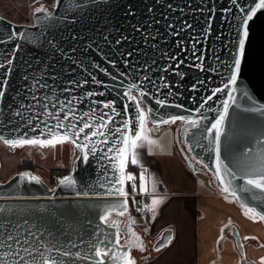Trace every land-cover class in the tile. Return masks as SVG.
<instances>
[{
	"label": "water",
	"instance_id": "water-1",
	"mask_svg": "<svg viewBox=\"0 0 264 264\" xmlns=\"http://www.w3.org/2000/svg\"><path fill=\"white\" fill-rule=\"evenodd\" d=\"M251 2L237 0V5H233L232 0H59L54 6L43 3L52 13L50 19L45 18V13H35V9L30 12L29 24H16L0 15V39L6 40L12 31L27 33L32 38V42L17 39L0 44V62L4 61L17 43L22 45L13 58V71L7 77L9 83L6 94L0 98V136L14 139L25 132L29 138L39 135L38 130L32 131L38 123L37 119H33L31 126L26 124L29 117L41 112L39 107L27 108L34 103L32 94L36 92L30 88L32 77L48 85L36 92L40 97L47 94L60 100L72 96L80 99V103L75 105L78 112L98 107L93 101L114 102L122 115L115 118L116 123L112 127L121 126L124 118L135 120L134 103L128 101L123 92L129 84L137 83L141 86L139 90L149 93L142 98L143 107L153 109L149 124L154 131L173 123L161 124L157 129L151 123L153 118H208L201 121L200 129L188 127L180 121L175 130V143L187 171L192 175L211 176L213 184L209 178L208 185L216 192L225 194L221 191L223 185L215 176L214 152L199 146L193 148L191 136L210 127L223 111L222 102L227 99L230 89L215 95L213 91L216 88L223 89L230 76L228 66L235 52L238 6H246ZM227 9H231V12ZM209 19L211 27L205 32ZM249 32L241 73L234 86L237 89L234 93L236 103L230 104L224 123L222 158L239 156L249 146L255 154L261 151L258 141L264 142V115L260 111H245L251 108L264 109V12L250 22ZM117 40L121 42L117 44ZM49 41H53L55 46L50 45ZM197 57L201 59L197 60ZM109 61H115V67ZM179 61L183 63L179 64ZM197 64H202L203 70L196 67ZM165 68L168 70L165 71ZM100 69H106L110 75ZM4 72L5 69H0V79L4 78ZM178 73H183V78ZM25 75L29 77L28 80L24 79ZM92 76L102 84L93 83ZM143 76L151 80L144 81ZM162 78L169 87H163ZM70 80H88L89 83L75 87L68 84ZM66 87L71 91L64 92ZM139 90L133 89L132 95L141 99ZM90 91L103 92L104 95L88 98L86 93ZM245 91L251 99L242 96ZM209 96H212L211 100H207ZM156 98L165 100V106L157 105ZM21 104L26 106L23 118L14 115L20 110ZM201 104H204L203 109H200ZM125 105H128L127 112L124 111ZM103 111L109 112L108 109ZM42 118L48 119L46 116ZM186 127L188 136L184 135ZM198 138L207 145L208 141L203 136L198 135ZM181 143L186 144V150ZM74 149L76 157L69 171L59 179L72 176L77 181L75 187L61 186L58 182L51 187L32 169H22L0 182V208L4 209L0 212V220L7 224L10 219L15 224L27 217L30 224L36 225L33 231L38 228L44 232L46 241L50 239L47 233H51L53 242L60 244L66 241L79 243L81 239L87 244L90 236L97 231V225H100V231L114 232V229L107 228L99 219L103 208L116 199L108 196L105 189L100 187L104 182L102 165H107V162L100 159L99 152L96 156L89 155L88 161L84 162L78 159L83 153ZM197 159L203 163H197ZM204 164L208 167H204ZM25 171L39 176L41 182L21 181L18 174ZM108 171L111 174L110 168ZM85 192L88 196L83 195ZM228 197L241 207V201ZM113 216L123 218L115 212ZM169 236L172 240L173 231L163 230L156 241L155 250L168 246ZM234 238L240 255L246 257L237 231L234 232ZM80 250L86 251V248L82 246ZM76 264L91 262L78 260ZM246 264L253 263L248 261Z\"/></svg>",
	"mask_w": 264,
	"mask_h": 264
},
{
	"label": "snow or ice",
	"instance_id": "snow-or-ice-1",
	"mask_svg": "<svg viewBox=\"0 0 264 264\" xmlns=\"http://www.w3.org/2000/svg\"><path fill=\"white\" fill-rule=\"evenodd\" d=\"M59 0H57V3ZM233 5H237V0H232ZM35 13H45V18H52V13L49 12L43 5L35 8ZM226 11L231 12V9ZM264 12V0H252L251 4L246 6H238V24L236 27L237 38L235 52L232 56V63L228 66L230 76L228 82L224 84V88H216L213 91V95L224 91V89H230L227 92V99L222 102L223 111L219 113L215 122L207 127L206 130H201L200 133H193L191 141L193 148L199 146L209 152H214L215 160V176L223 185L221 191L225 194V199L228 196L235 198L237 201H241V207L244 209V215L251 219H259L264 221V142L258 141L261 144V151L254 154V150L251 146L248 147L246 152H240L239 156L222 158V141L221 137L224 135V123L229 114V107L231 103H236V96L234 93L237 89L234 87L237 84L238 77L241 73L242 59L245 56V45L249 39L250 22H253L258 14ZM39 21V17L37 18ZM170 27H172L170 25ZM185 27H191V25H185ZM211 27V19H209L207 32ZM178 35L179 33H174ZM22 39L26 42H32V38L24 32L16 33L12 31L7 39H0V44L8 43L12 40ZM121 41L117 40L119 44ZM49 44L54 45L53 41H49ZM22 45L17 43L15 48L9 53L3 62H0V69H5L4 78L0 79V98H3L6 94V86L9 83L8 76L13 71V58L16 51ZM74 51V50H73ZM131 56V53H128ZM170 59H176L170 57ZM201 57H197L200 60ZM76 63V61H73ZM115 67V61H109ZM127 64V61H125ZM183 61H179L182 64ZM179 64L177 67H179ZM203 70L202 64L195 65ZM99 68V65H96ZM109 74L106 69H100ZM165 71L168 68L164 69ZM215 71V69H212ZM87 71V69H85ZM183 78V73H178ZM89 75H91L89 73ZM110 75V74H109ZM123 75V74H122ZM25 80L29 77L25 75ZM31 89H35L38 92L41 89H45L48 85L42 82L41 79L32 77ZM115 79V77H113ZM144 81H150L151 78L143 76ZM92 82L101 85L102 82L98 81L95 76H92ZM88 80L80 82L70 80L68 84L75 87H83L88 84ZM163 87H169L166 80L162 78ZM140 85L137 83H131L127 89L123 92V95L128 101L134 103V110L136 112L135 120H129L124 118L121 120V126L112 127L116 123L115 118L121 116L122 113L114 106V102H99L93 101L98 107L91 108L87 111L78 112L75 105L80 103V99L75 96L60 100L58 97L44 95L38 96L36 92L32 94L33 104L28 105L27 108L35 109L39 107L40 113H36L27 119L26 124L31 126L33 119H37L38 123L32 128V131H39V135L29 138L28 133H23L18 138H5L0 136V141L10 148H22L25 146H39L40 148H56L57 145H62L65 142H70L75 148L79 149L83 153L82 161L87 162L89 155L96 156L100 153V159L107 162V165H102L104 168V182L100 184L101 188H104L108 196L115 197V201L109 206L103 208L99 213V219L103 225L109 229H114V232L100 231V225H97V231L90 236L87 244L80 240L79 243H73L66 241L63 244L53 242L51 233H47L50 237L49 240H45V233L41 232L36 225L30 224L27 217L23 218V221H16L15 224L9 222L6 224L4 220H0V264H76V261H90L91 264H136L135 258L130 254L133 249L139 251H145V245L141 237L134 230L133 225L136 224V220L129 214V196L130 193L126 190V182H131L130 186L133 193V204L136 203L134 194L137 193V177L126 169L129 164L140 165L142 171L139 174V194L152 195L151 203L145 204L141 208H137L138 212L147 211L152 213V219L156 218V212L158 207L164 203V199L156 195L157 182L148 174V169L143 166L141 162V156L139 150L147 146L149 154L152 153L153 147L158 145V141L150 136L153 128L148 125L150 123V116L153 113L151 107L145 109L141 105L144 103L143 99L149 95L146 90H139ZM133 89L139 90V97L132 95ZM159 91V88L157 89ZM64 92H70V88H64ZM96 95H104L103 92H87L86 97L91 98ZM242 96L251 99L248 93L245 91ZM212 96L207 97V100H211ZM155 103L160 106H165L166 102L163 99L156 98ZM26 108L24 104L20 105V110H17L14 115L23 118V110ZM204 108V104L200 105V109ZM103 109H108L109 112H104ZM128 105H125L124 111L127 112ZM55 110V111H53ZM211 110V109H210ZM245 111H260L264 115V109L251 108L245 109ZM61 113L63 116L61 117ZM48 117L47 120L42 117ZM206 116H201L200 119L184 116H172L170 119H152L151 123L154 128H159L161 124L176 123L178 120L182 121L186 126L200 129L201 121L207 120ZM49 121H53L49 123ZM43 124V127L40 125ZM86 130H90L86 132ZM206 132V134H205ZM184 135L188 136L187 127L184 130ZM199 136H203L204 140L208 143L205 145L202 143ZM264 135V134H262ZM101 145L107 146L101 147ZM192 148H190V151ZM225 160L228 162L225 163ZM191 164V161L189 162ZM197 163H203L202 160L197 159ZM204 167H208L204 164ZM111 169L109 174L108 169ZM21 181L40 183V177L31 174L30 172H23L18 174ZM229 177V179H225ZM61 186L75 187L77 181L72 176H65L58 181ZM151 184V188L148 184ZM80 193H77L79 195ZM84 196H88V193H83ZM255 205V206H253ZM4 209L0 208V212ZM116 215L125 217L127 216V223L124 229H121L116 220L111 219L113 213ZM8 219V218H6ZM231 225L229 220L225 227ZM224 229H221L223 233ZM223 235L220 236L217 243L223 240ZM247 239H255V237H244ZM124 240V243L121 241ZM172 240L169 236L168 244H171ZM86 248V251H81V247ZM75 249V251H73ZM160 251L158 247L156 249ZM264 264V261H262Z\"/></svg>",
	"mask_w": 264,
	"mask_h": 264
},
{
	"label": "crops",
	"instance_id": "crops-1",
	"mask_svg": "<svg viewBox=\"0 0 264 264\" xmlns=\"http://www.w3.org/2000/svg\"><path fill=\"white\" fill-rule=\"evenodd\" d=\"M34 2L53 6L55 1L31 0L29 6ZM168 127L173 130L171 126L165 128ZM165 128L150 133V136L156 137L158 141L151 154L147 146L139 150L143 166L157 182L156 195L164 199V203L157 209L156 218L153 220L152 213L148 212L140 223L150 237H157L163 230L171 229L172 243L143 260L141 264H228L224 255H228V261L229 257L230 260H235L237 254L234 244L230 238L223 236L222 244L217 248V241L221 236V229L226 228L229 220L238 223L242 229L248 226L253 230L254 226L252 235H257L260 240L256 249L263 250V225L257 219L246 217L244 209L234 199H225L224 195L210 188L204 189L202 176L192 175L187 171L175 140L171 142L160 136ZM133 166L137 167L139 189V174L142 168L140 165ZM148 187L151 188L150 183ZM146 197L150 204L152 195ZM247 233L245 231L246 235ZM250 251L251 245L248 246L249 255ZM259 254H256L258 258L263 255ZM253 260L256 259L253 257ZM257 264H262V261Z\"/></svg>",
	"mask_w": 264,
	"mask_h": 264
},
{
	"label": "rangeland",
	"instance_id": "rangeland-1",
	"mask_svg": "<svg viewBox=\"0 0 264 264\" xmlns=\"http://www.w3.org/2000/svg\"><path fill=\"white\" fill-rule=\"evenodd\" d=\"M29 1L31 0H0V15L16 24H29L30 23V12L34 9L35 6L39 5V2H34L29 6ZM57 1V0H53ZM55 2L53 6L55 5ZM29 22V23H28ZM149 126V125H148ZM165 128V127H164ZM162 137L167 139L175 140V132L170 129V127L165 128L160 133ZM156 139V137H152ZM172 142V141H171ZM76 150L74 147L65 142L62 145H57L56 148H36V147H26L16 154L8 153L1 141H0V163L2 165L0 170V177L8 178L16 172L18 166L24 161H31L34 165L33 171L44 178L46 181L49 180L50 170L57 167L70 168L74 158L76 157ZM132 174V173H131ZM137 177L136 174H133ZM203 178V177H202ZM59 178H57L58 182ZM205 180V179H204ZM138 181V178H137ZM204 189H212L207 183L206 180L203 184ZM213 190V189H212ZM215 191V190H214ZM145 219L142 218L140 222H143ZM257 221L261 224V221L257 218ZM244 230L248 232V235H252V229L248 226H244ZM222 235V233H221ZM257 242V241H256ZM222 242L217 243V248L220 247ZM252 251H250L251 257L256 259L255 261L261 262L264 261V249L257 250V244L253 242L251 244ZM254 252V255H253ZM261 254V257L258 258L256 254ZM260 255V254H259ZM257 257V258H256ZM224 259H227L228 264H241L239 257L236 255L234 261H228V255H224Z\"/></svg>",
	"mask_w": 264,
	"mask_h": 264
},
{
	"label": "flooded vegetation",
	"instance_id": "flooded-vegetation-1",
	"mask_svg": "<svg viewBox=\"0 0 264 264\" xmlns=\"http://www.w3.org/2000/svg\"><path fill=\"white\" fill-rule=\"evenodd\" d=\"M46 4V3H44ZM41 5H43V2H40L38 6H35L34 9L36 7H40ZM48 5V4H47ZM29 23V22H28ZM180 123V121L178 120L176 123L174 124H171L170 126L173 128L174 132L178 126V124ZM183 124H181L182 126ZM149 127H151V125L149 124ZM180 141L182 142L181 138H180ZM4 149L8 152V153H12V154H16L18 152H20L21 150H23L24 148L26 147H30V146H25V147H22V148H16V149H13V148H10V147H7L2 141H1ZM69 143V142H68ZM182 147L186 150L187 149V146L186 144H183L181 143ZM33 147V146H31ZM36 148H40L39 146H35ZM40 149H44V148H40ZM1 163H0V170H1ZM19 167V166H18ZM22 169H27V168H18L16 170V172L22 170ZM31 169V168H30ZM33 170V169H32ZM15 172V173H16ZM13 175V174H12ZM197 175H200L203 177V179L206 180V183L208 184V179L210 178L211 180V183L213 184V179L211 178V176H204V175H201V174H197ZM9 178V177H8ZM7 178H2L0 177V182L2 181H5ZM204 180V181H205ZM211 187V186H210ZM221 195H224L226 196L225 194H222V193H219ZM230 198V197H228ZM232 199V198H231ZM129 204H130V201H129ZM242 208V207H241ZM129 214L132 216V218H135V216L133 215L131 209L129 208ZM148 214V213H147ZM147 216V215H146ZM145 216V217H146ZM111 219L113 220H116L117 223L120 225L121 229H124V226L125 224L127 223V216L123 217L122 219H119L118 217L116 216H112ZM261 224L263 225V228H264V222L261 221ZM252 227V226H251ZM133 228L134 230L137 232V234L141 237L142 241L144 242V245H145V251L141 252L139 251L138 249H133L132 252L130 253L133 257H135L137 259V264H141V262L143 260H146L147 258L155 255L158 251L155 250V244H156V241L158 240L159 236L157 237H150L147 235L145 229L141 226V223L138 222V220H136V224L133 225ZM253 228V231H254V226L252 227ZM237 231L239 233V236L243 242V245H244V248H245V252H246V257H242L239 253V251L237 250V247H236V242H235V238H234V232ZM264 234V232H263ZM222 235L224 237H227V238H230L232 240V243L234 244V247H235V250H236V254L237 256L239 257L240 259V263L241 264H246L248 261L252 262L253 264H257L255 262V260H253V258L249 255V252H248V246L251 245L253 242H255L257 245L258 243H260L259 239L257 238V235H246L245 234V231L244 229H242V227L238 224V223H234V222H231V225H229L228 227H226L222 233ZM244 237H255V239H247L245 240ZM257 241V242H256ZM221 242V240H220ZM121 243H124V240L121 241Z\"/></svg>",
	"mask_w": 264,
	"mask_h": 264
},
{
	"label": "trees",
	"instance_id": "trees-1",
	"mask_svg": "<svg viewBox=\"0 0 264 264\" xmlns=\"http://www.w3.org/2000/svg\"><path fill=\"white\" fill-rule=\"evenodd\" d=\"M143 107V104H142ZM34 165L31 161H24L22 162L18 168H31L33 169ZM136 166H133L131 164H129L128 167V172L129 173H134L137 174L136 172ZM70 168H62V167H57V168H53L50 170V174H49V180L46 181L44 178V180L47 182V184L51 187L55 186L57 184V178H60L63 174L67 173L69 171ZM129 183V182H128ZM130 185L128 184V191H130Z\"/></svg>",
	"mask_w": 264,
	"mask_h": 264
},
{
	"label": "built area",
	"instance_id": "built-area-1",
	"mask_svg": "<svg viewBox=\"0 0 264 264\" xmlns=\"http://www.w3.org/2000/svg\"><path fill=\"white\" fill-rule=\"evenodd\" d=\"M130 183L131 182H129L128 184L130 185ZM136 184H137V193L134 194V198L136 200L135 204H133V193H132L131 186H130L131 190L128 192L130 193V196H129L130 209H131L133 215L135 216L136 220L140 221L142 218H144L147 215L148 212L147 211L138 212L136 209L143 207V205L148 204V202H147L146 195L139 194L138 181L137 180H136Z\"/></svg>",
	"mask_w": 264,
	"mask_h": 264
}]
</instances>
